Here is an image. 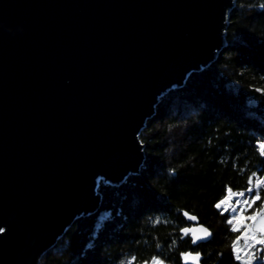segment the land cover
<instances>
[{
  "label": "water",
  "instance_id": "obj_1",
  "mask_svg": "<svg viewBox=\"0 0 264 264\" xmlns=\"http://www.w3.org/2000/svg\"><path fill=\"white\" fill-rule=\"evenodd\" d=\"M235 1L0 0V264H39L100 179L140 171L136 134L226 46Z\"/></svg>",
  "mask_w": 264,
  "mask_h": 264
},
{
  "label": "trees",
  "instance_id": "obj_2",
  "mask_svg": "<svg viewBox=\"0 0 264 264\" xmlns=\"http://www.w3.org/2000/svg\"><path fill=\"white\" fill-rule=\"evenodd\" d=\"M260 3L235 1L226 46L210 65L168 90L141 129L140 171L117 185L100 179L99 209L68 227L39 264H143L154 255L182 264L184 251L201 252V264H219L216 253H227L235 234L212 204L225 185L240 190L252 171L264 167L256 151V141L264 139V94L252 90L264 89ZM184 210L212 231L207 243L180 238L179 229L191 224Z\"/></svg>",
  "mask_w": 264,
  "mask_h": 264
},
{
  "label": "snow or ice",
  "instance_id": "obj_3",
  "mask_svg": "<svg viewBox=\"0 0 264 264\" xmlns=\"http://www.w3.org/2000/svg\"><path fill=\"white\" fill-rule=\"evenodd\" d=\"M257 7L264 9V3ZM254 92L264 94V89H252ZM140 133L136 134V142L139 150L143 151L145 144L140 139ZM256 151L260 158V163L264 165V139L256 141ZM169 172H175V169H169ZM264 167L259 171H252L247 177L246 186L240 190H234L230 185L224 186V194L216 199L212 207L222 216L228 225V231L235 234L231 241L230 249L227 253L218 251L219 264L227 259L229 264H264ZM260 204L259 208L256 205ZM227 214V215H226ZM182 216L188 221H197L196 215L188 211H182ZM7 229L0 226V236L6 233ZM181 239L190 238L192 245L198 242L208 241L212 237V232L208 227L202 224H195L191 227H181L179 229ZM175 243V241H173ZM243 242V243H241ZM159 248L160 245L157 244ZM201 252L184 251L180 253L181 259L185 264H201ZM135 260V257L132 258ZM131 264V262H130ZM143 264H148L144 261ZM151 264H165V261L159 256L151 258Z\"/></svg>",
  "mask_w": 264,
  "mask_h": 264
},
{
  "label": "rangeland",
  "instance_id": "obj_4",
  "mask_svg": "<svg viewBox=\"0 0 264 264\" xmlns=\"http://www.w3.org/2000/svg\"><path fill=\"white\" fill-rule=\"evenodd\" d=\"M262 204H264V202L262 203ZM241 243H243V242H241ZM123 264H130V261H127V262H125L124 261V263ZM148 264H151V261L150 262H148ZM166 264V263H165Z\"/></svg>",
  "mask_w": 264,
  "mask_h": 264
}]
</instances>
